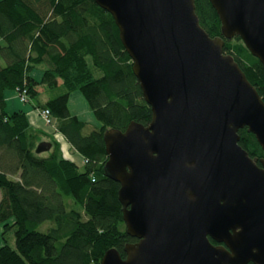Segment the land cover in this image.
Returning <instances> with one entry per match:
<instances>
[{
	"label": "water",
	"instance_id": "obj_1",
	"mask_svg": "<svg viewBox=\"0 0 264 264\" xmlns=\"http://www.w3.org/2000/svg\"><path fill=\"white\" fill-rule=\"evenodd\" d=\"M112 14L152 110L145 126L110 129L106 170L121 184L127 233L101 264H264V101L224 39L200 25L195 0H95ZM226 39L264 66V0H210ZM53 143L42 141L38 154ZM213 239L225 246H215Z\"/></svg>",
	"mask_w": 264,
	"mask_h": 264
},
{
	"label": "trees",
	"instance_id": "obj_2",
	"mask_svg": "<svg viewBox=\"0 0 264 264\" xmlns=\"http://www.w3.org/2000/svg\"><path fill=\"white\" fill-rule=\"evenodd\" d=\"M195 5L202 28L224 39V53L264 101L261 61L239 36H223L210 0ZM0 39V264H101L110 249L125 258L126 245L138 239L127 233L121 184L106 170L104 134L124 132L132 121L147 126L152 110L112 14L95 0H0ZM39 67L37 79L33 73ZM40 87L49 97L34 107L50 111L56 130L82 156L81 165L65 157L50 134L32 126L23 109H8V94L26 103ZM75 91L98 125L70 112ZM239 135V144L260 164L264 151L255 135L247 128ZM44 140L52 149L38 154Z\"/></svg>",
	"mask_w": 264,
	"mask_h": 264
},
{
	"label": "rangeland",
	"instance_id": "obj_3",
	"mask_svg": "<svg viewBox=\"0 0 264 264\" xmlns=\"http://www.w3.org/2000/svg\"><path fill=\"white\" fill-rule=\"evenodd\" d=\"M0 42L1 39H0ZM1 60V58H0ZM2 61V60H1ZM41 67H39L37 70L34 71L33 75L34 77H36L37 79H40L41 78ZM44 87H40V94L36 97H33L31 99L30 102H21L19 98L15 99L14 100V103L19 106L20 105V108L21 109H25L26 111H32L33 110V103H36V102H43V101H46L48 99V93L46 91H44ZM16 106V108H17ZM14 107L13 105H10L9 106V109L11 111H13L12 108ZM69 110L72 114H76V115H79L80 118H82L83 120L85 121H88V122H93L95 124H99V122L96 120L93 112L90 110L89 108V105L87 104V102L85 101V99L82 97L81 93L79 91H75L71 94L70 96V101H69ZM40 115V113H39ZM41 117V116H40ZM42 118V117H41ZM43 122L45 124V127L46 129L48 130V134L51 135V139L57 141L61 146L62 148L64 149V152H65V148L67 147L65 144V141L62 139L63 137H60V133L56 130V123L55 122H47L45 119H43ZM58 135V136H57ZM50 137H46L45 139H49ZM48 225H50V223H46L43 227H41V230L45 231L48 227ZM1 227H0V232H1ZM3 240L0 236V247L3 245ZM10 244L12 246H14V242L10 241Z\"/></svg>",
	"mask_w": 264,
	"mask_h": 264
},
{
	"label": "crops",
	"instance_id": "obj_4",
	"mask_svg": "<svg viewBox=\"0 0 264 264\" xmlns=\"http://www.w3.org/2000/svg\"><path fill=\"white\" fill-rule=\"evenodd\" d=\"M17 99L16 98V95L12 92L10 94H8V97H7V107L9 109V106L10 105H13L14 109H12L13 111H16V110H22L20 108V105L17 106L15 103H14V100ZM35 103H33V110L32 111H26L24 108L23 110L27 113L28 117H29V120H30V123L32 124V126H34L35 128L37 129H41V130H44L45 132H48V130L46 129L45 127V124L42 120V118L40 117L39 115V109H36V107H34ZM17 106V108H16ZM10 110V109H9ZM11 111V110H10ZM79 116V115H78ZM92 124L94 125H97L95 123L92 122ZM61 135V134H60ZM58 136V135H57ZM60 137H63L62 135ZM64 141H65V145L67 146L65 148V152H64V149L62 148L61 146V149H62V152H63V155L67 158H71L72 160H74L76 163H78L79 165H81L82 163V156L76 151L74 150V148H72L68 143L67 141L65 140V138L63 137L62 138Z\"/></svg>",
	"mask_w": 264,
	"mask_h": 264
},
{
	"label": "built area",
	"instance_id": "obj_5",
	"mask_svg": "<svg viewBox=\"0 0 264 264\" xmlns=\"http://www.w3.org/2000/svg\"><path fill=\"white\" fill-rule=\"evenodd\" d=\"M21 100L22 101H25L26 100V96L25 94H22L21 95ZM39 113H40V116L45 119L47 122H52V117H51V114H50V111L48 109H39Z\"/></svg>",
	"mask_w": 264,
	"mask_h": 264
},
{
	"label": "flooded vegetation",
	"instance_id": "obj_6",
	"mask_svg": "<svg viewBox=\"0 0 264 264\" xmlns=\"http://www.w3.org/2000/svg\"><path fill=\"white\" fill-rule=\"evenodd\" d=\"M210 241H211V243H212L213 245H215V246H221V245L225 246L224 243H219V242H217V241H215V240H213V239H210Z\"/></svg>",
	"mask_w": 264,
	"mask_h": 264
}]
</instances>
